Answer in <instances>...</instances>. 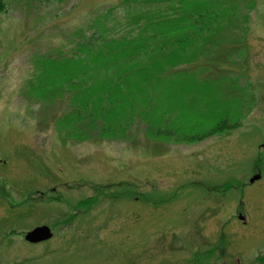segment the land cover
<instances>
[{"label": "rangeland", "instance_id": "obj_1", "mask_svg": "<svg viewBox=\"0 0 264 264\" xmlns=\"http://www.w3.org/2000/svg\"><path fill=\"white\" fill-rule=\"evenodd\" d=\"M125 1H6L0 264H264V0L207 5L219 23L187 46L155 110L105 139L76 135L55 118L63 104L32 94L37 62L72 54L75 30L125 33ZM225 118L232 128L211 135ZM44 225L50 241H25Z\"/></svg>", "mask_w": 264, "mask_h": 264}, {"label": "trees", "instance_id": "obj_2", "mask_svg": "<svg viewBox=\"0 0 264 264\" xmlns=\"http://www.w3.org/2000/svg\"><path fill=\"white\" fill-rule=\"evenodd\" d=\"M6 1L0 0V14L6 11ZM125 2L128 7L135 6L129 7L125 33L104 28L101 23L96 24L100 28L90 37L84 29L75 30L73 40L79 41L72 54L39 60L36 70L40 74L31 81L32 94L46 104L47 110L53 112L58 103L65 106L62 112H56L63 113L55 114L57 122L63 117L68 119L83 139H105L121 129L118 125L124 119L129 124L137 117L147 119L155 110L152 104L164 96L161 89L166 88L173 70L184 64L180 59L186 56L187 46L197 43L210 27L218 25L220 18L214 11L204 12L207 5H216L214 0ZM141 5L155 7L138 11ZM233 21L237 23L235 17ZM219 32L209 37L210 43L223 39ZM171 55L177 57L173 63L168 60ZM137 111L140 115L135 114ZM229 122L221 119L211 135L231 129Z\"/></svg>", "mask_w": 264, "mask_h": 264}, {"label": "water", "instance_id": "obj_3", "mask_svg": "<svg viewBox=\"0 0 264 264\" xmlns=\"http://www.w3.org/2000/svg\"><path fill=\"white\" fill-rule=\"evenodd\" d=\"M260 175L255 176L251 182H255L257 180L260 179ZM241 220H244V217L241 216L240 217ZM53 238V232L51 230L50 227L48 226H39L34 228L33 230L29 231L26 235H25V240L28 243L31 244H39V243H44L47 242L49 240H51Z\"/></svg>", "mask_w": 264, "mask_h": 264}, {"label": "flooded vegetation", "instance_id": "obj_4", "mask_svg": "<svg viewBox=\"0 0 264 264\" xmlns=\"http://www.w3.org/2000/svg\"><path fill=\"white\" fill-rule=\"evenodd\" d=\"M257 175H261L260 172H258L257 174H255L254 177L257 176ZM251 180L252 179H250L249 182H250L251 185H253L255 182L254 183H251ZM244 224H246V223H244Z\"/></svg>", "mask_w": 264, "mask_h": 264}]
</instances>
